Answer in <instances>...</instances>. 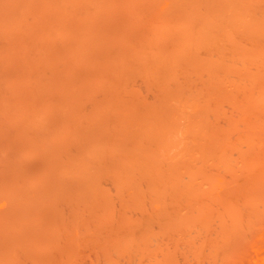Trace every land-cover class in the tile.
Returning <instances> with one entry per match:
<instances>
[{
	"label": "bare ground",
	"instance_id": "obj_1",
	"mask_svg": "<svg viewBox=\"0 0 264 264\" xmlns=\"http://www.w3.org/2000/svg\"><path fill=\"white\" fill-rule=\"evenodd\" d=\"M0 264H264V0H0Z\"/></svg>",
	"mask_w": 264,
	"mask_h": 264
}]
</instances>
